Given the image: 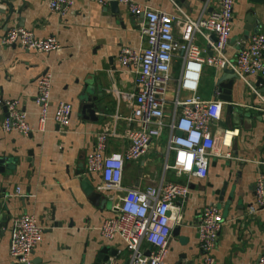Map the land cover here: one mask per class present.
I'll list each match as a JSON object with an SVG mask.
<instances>
[{
	"label": "crops",
	"instance_id": "0c3cea01",
	"mask_svg": "<svg viewBox=\"0 0 264 264\" xmlns=\"http://www.w3.org/2000/svg\"><path fill=\"white\" fill-rule=\"evenodd\" d=\"M72 1L73 6L63 15L49 9V0H5L0 4V160L4 162L0 165V218L5 222L0 235V264H19L9 257L10 230L12 221L25 213L34 215L43 228V241L35 249L32 261L94 264L105 247L116 251L112 264H129L131 257L123 240L107 241L99 232L102 222L114 215L113 201L99 193L106 205L102 209L93 205L83 190L82 180L88 178L94 190L101 183L96 175L86 176V158L98 134H113L108 139V155L123 154L128 147L126 132L139 127L132 121V96L139 90L136 74L121 67L118 54L124 47L138 51L145 46L143 18L133 16L123 5L112 13L109 4ZM138 1L143 7L177 18H181L182 11L192 20L219 9V0ZM249 11L260 23L257 34L264 35V6L236 0L231 38L225 50L229 60H234L248 43L242 37ZM14 27L30 30L38 38L56 37L61 48L40 54L19 46H3L2 37ZM174 35L183 42L184 29L175 25ZM193 43L205 51L204 56L210 57L211 36L195 35ZM181 65L179 53L170 71L167 116L173 110L177 93L180 99L190 96L179 89ZM45 72L52 76V88L48 118L41 130L40 109L35 104L36 81ZM221 76L222 68L204 65L198 96L222 102L217 85ZM258 79L248 77V84L239 79L234 82L231 103L240 117L234 112L229 128L223 114L222 121L212 126L216 145L204 179L164 171L165 163L172 162L171 154L167 159L166 129L143 157L125 162L124 188L146 189L161 182L189 185L186 198L177 201L181 219L175 226L187 242L182 245L178 237L171 235L164 264H201L196 227L203 208L210 205L218 207L223 218L213 251L215 264H256L264 254V208L254 215L248 214L255 203L256 179L264 174V83L257 85ZM87 99L95 100L97 121L82 114ZM2 101L18 103L32 129L30 135L2 130L6 116ZM59 102L72 106L67 128H60L53 120ZM222 103L225 109L226 104ZM225 131L232 133L228 148L220 143ZM225 152L230 153V159L224 157ZM17 188L22 196L16 194ZM182 256L185 258L181 259Z\"/></svg>",
	"mask_w": 264,
	"mask_h": 264
},
{
	"label": "built area",
	"instance_id": "2783aa9c",
	"mask_svg": "<svg viewBox=\"0 0 264 264\" xmlns=\"http://www.w3.org/2000/svg\"><path fill=\"white\" fill-rule=\"evenodd\" d=\"M5 0H0L2 4ZM99 6L111 2L126 6L133 16H142V36L145 46L141 50L124 47L118 54L121 67L132 69L136 74L138 92L132 96V121L139 127L126 132L128 147L123 154H107L108 139L112 133L97 135L93 149L86 158V176H98L101 183L95 187L97 193L113 201L114 215L105 219L99 232L103 239L113 241L120 238L131 253L129 264H164L169 253V241L175 226L181 219V208L177 201L186 198L189 185L161 182L146 189L124 188L122 177L126 161H138L162 131L169 133L164 171L172 170L188 178L204 179L207 176L209 159L213 156L216 137L212 130L223 119L224 105L217 100H203L198 96V86L204 65L230 69L246 84L248 77L264 79V35L255 34L234 60L225 56L233 26V10L236 0H219L216 12L196 20L182 11L181 18L143 7L138 0H88ZM49 9L63 15L73 6L72 0H49ZM184 29L183 42L177 41L174 27ZM215 36L211 43L214 56H204L205 51L193 43V37ZM5 47L19 46L28 52L48 54L61 46L56 37L38 38L27 29L14 27L2 37ZM181 54L182 65L179 89L189 93L184 99L173 101V110L166 115L167 93L171 80L170 71L176 54ZM35 104L40 109L39 128L44 129L48 118L52 76L49 72L36 81ZM6 110L2 121L5 133L18 132L27 137L32 129L26 115L15 101H2ZM72 106L59 102L53 120L60 128L70 124ZM168 119L166 121L165 119ZM179 133L180 135H177ZM232 133L225 131L221 146L228 148ZM224 157L230 159L229 152ZM195 169V170H194ZM255 203L248 209L249 215L264 208V174L255 182ZM123 194L120 195V192ZM16 194L22 196L20 188ZM223 226L221 211L215 205L205 206L196 227L198 247L202 255L201 264H215L213 251ZM43 241V228L34 215L25 213L12 221L10 230L9 257L13 263L32 264V255ZM256 264H264V254Z\"/></svg>",
	"mask_w": 264,
	"mask_h": 264
},
{
	"label": "water",
	"instance_id": "95a60500",
	"mask_svg": "<svg viewBox=\"0 0 264 264\" xmlns=\"http://www.w3.org/2000/svg\"><path fill=\"white\" fill-rule=\"evenodd\" d=\"M252 3L260 6H264V0H250ZM110 11L112 13H117L118 10V4L116 2H111L109 4ZM245 27L244 32L245 34L242 37V41L247 42L253 35L257 34L258 31H260V23H257L254 17L253 11L248 12V16L245 19ZM215 42V36H212V43ZM244 47L240 51L243 50ZM213 54V51H209V56L211 57ZM238 78L235 76V74L228 69L227 67L222 68V76L218 80V87H219V93H220V100L226 104L224 109V119H225V125H227L229 128H231V124L233 123V107L231 103V93L233 84L235 81H237ZM264 81L260 78L258 79L257 85L261 84L263 85ZM94 99H87L86 102L82 106V114H88V119L97 121V111L94 104ZM237 116L240 117L239 111L235 112ZM238 117V118H239ZM177 135H180L177 133ZM7 163H9L7 161ZM4 164L3 160H0V165ZM195 170V169H194ZM82 187L85 192V194L88 196L89 200L93 203V205L100 207L101 209L105 207L106 201L101 198V195L97 192H95L94 188L91 186L90 181L88 178H84L82 180ZM231 198V197H230ZM5 227L4 219L0 218V235L1 229ZM179 227H176L172 231L173 237H178L180 243L184 245L187 240L185 238H182L179 236ZM116 251H110L107 247L103 248L100 253L98 254L95 263L94 264H112L113 263V257H115ZM184 259L185 256H182L181 259ZM32 264H40L39 260L32 261Z\"/></svg>",
	"mask_w": 264,
	"mask_h": 264
},
{
	"label": "rangeland",
	"instance_id": "374dc122",
	"mask_svg": "<svg viewBox=\"0 0 264 264\" xmlns=\"http://www.w3.org/2000/svg\"><path fill=\"white\" fill-rule=\"evenodd\" d=\"M172 161V158L171 159H169V162H171Z\"/></svg>",
	"mask_w": 264,
	"mask_h": 264
}]
</instances>
